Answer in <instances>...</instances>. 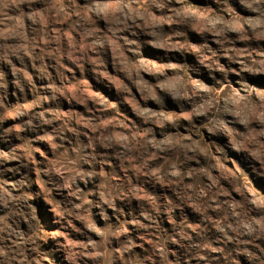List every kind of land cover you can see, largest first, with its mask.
Wrapping results in <instances>:
<instances>
[{
  "label": "rangeland",
  "instance_id": "374dc122",
  "mask_svg": "<svg viewBox=\"0 0 264 264\" xmlns=\"http://www.w3.org/2000/svg\"><path fill=\"white\" fill-rule=\"evenodd\" d=\"M0 264H264V0H0Z\"/></svg>",
  "mask_w": 264,
  "mask_h": 264
}]
</instances>
